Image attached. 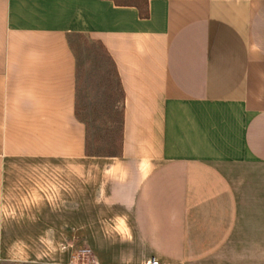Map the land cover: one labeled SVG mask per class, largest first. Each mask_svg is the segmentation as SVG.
Instances as JSON below:
<instances>
[{
	"label": "crops",
	"instance_id": "obj_1",
	"mask_svg": "<svg viewBox=\"0 0 264 264\" xmlns=\"http://www.w3.org/2000/svg\"><path fill=\"white\" fill-rule=\"evenodd\" d=\"M75 36L115 62L110 152ZM152 256L264 264V0H0V264Z\"/></svg>",
	"mask_w": 264,
	"mask_h": 264
},
{
	"label": "rangeland",
	"instance_id": "obj_2",
	"mask_svg": "<svg viewBox=\"0 0 264 264\" xmlns=\"http://www.w3.org/2000/svg\"><path fill=\"white\" fill-rule=\"evenodd\" d=\"M72 40L83 64L79 79L78 114L87 122L91 148L110 152L120 139V90H114L116 79L108 74V61L98 44L89 47L80 36ZM23 249L30 250L28 247ZM89 254L84 256L86 261Z\"/></svg>",
	"mask_w": 264,
	"mask_h": 264
},
{
	"label": "trees",
	"instance_id": "obj_3",
	"mask_svg": "<svg viewBox=\"0 0 264 264\" xmlns=\"http://www.w3.org/2000/svg\"><path fill=\"white\" fill-rule=\"evenodd\" d=\"M84 42L89 47H94L96 44H98V46L100 47V50H101L103 56L108 61V65H110V67H108L109 68L108 69V74L112 75V77H114V78L116 76V78H117V81H116L117 83L115 84L114 90L119 89V87L121 88V84H120V81H119V77H118V73H117V70H116L115 62L112 59V57L110 56V54L108 53V51L106 50L105 46L100 41L90 40L87 37H84ZM82 68H83V65H82V63L79 62V68H78V71H79V79H80V76H81V73H82ZM94 151L97 152L99 150H94Z\"/></svg>",
	"mask_w": 264,
	"mask_h": 264
},
{
	"label": "built area",
	"instance_id": "obj_4",
	"mask_svg": "<svg viewBox=\"0 0 264 264\" xmlns=\"http://www.w3.org/2000/svg\"><path fill=\"white\" fill-rule=\"evenodd\" d=\"M90 251H91V248L89 246H85V247L81 248L79 250V252L75 253L73 255V257L75 258V260H78V257H80V255L83 256L85 254H88ZM71 264H89V263H85V262L82 263L79 261H75ZM142 264H163V262L159 258H157L156 256H152V257L148 258L147 260H145Z\"/></svg>",
	"mask_w": 264,
	"mask_h": 264
}]
</instances>
